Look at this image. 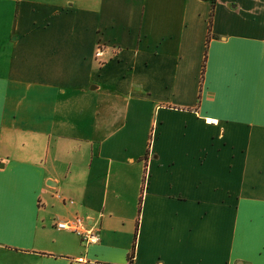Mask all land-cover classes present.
Instances as JSON below:
<instances>
[{
	"label": "crops",
	"instance_id": "obj_1",
	"mask_svg": "<svg viewBox=\"0 0 264 264\" xmlns=\"http://www.w3.org/2000/svg\"><path fill=\"white\" fill-rule=\"evenodd\" d=\"M79 256L264 264V0H0V264Z\"/></svg>",
	"mask_w": 264,
	"mask_h": 264
},
{
	"label": "built area",
	"instance_id": "obj_2",
	"mask_svg": "<svg viewBox=\"0 0 264 264\" xmlns=\"http://www.w3.org/2000/svg\"><path fill=\"white\" fill-rule=\"evenodd\" d=\"M98 49V48H97ZM97 54L99 52H96ZM56 228L75 232L84 243H94L99 239L98 228L86 224L83 217L75 215L54 223ZM73 264H82L85 259L81 256L72 258Z\"/></svg>",
	"mask_w": 264,
	"mask_h": 264
},
{
	"label": "trees",
	"instance_id": "obj_3",
	"mask_svg": "<svg viewBox=\"0 0 264 264\" xmlns=\"http://www.w3.org/2000/svg\"><path fill=\"white\" fill-rule=\"evenodd\" d=\"M212 1H213V0H212ZM210 14H211V11H210V13H209V16H210ZM209 19H210V18H208V24H207V29H208V31H209ZM202 66H203V63H202V65H201V69H202ZM131 256H132V253L129 252L128 255H127L128 263H131Z\"/></svg>",
	"mask_w": 264,
	"mask_h": 264
}]
</instances>
